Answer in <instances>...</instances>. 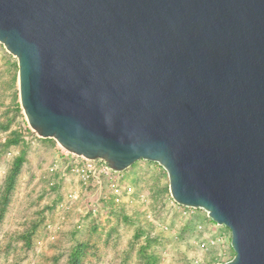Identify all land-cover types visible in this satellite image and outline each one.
<instances>
[{
	"label": "water",
	"instance_id": "water-1",
	"mask_svg": "<svg viewBox=\"0 0 264 264\" xmlns=\"http://www.w3.org/2000/svg\"><path fill=\"white\" fill-rule=\"evenodd\" d=\"M32 132L124 172L164 169L173 201L264 264V0H0Z\"/></svg>",
	"mask_w": 264,
	"mask_h": 264
},
{
	"label": "rangeland",
	"instance_id": "rangeland-1",
	"mask_svg": "<svg viewBox=\"0 0 264 264\" xmlns=\"http://www.w3.org/2000/svg\"><path fill=\"white\" fill-rule=\"evenodd\" d=\"M12 139L17 144L6 145ZM56 145L29 128L19 102L17 61L0 44V197L14 159L25 152L0 219V264H69L76 248L84 264H140L148 231L157 236L153 244L157 264H191L194 259H201L200 264H221L233 258L230 231L202 210L178 206L170 196L167 174L158 164L141 160L123 172L124 185L133 188L135 202H125L123 195L117 201L111 197L93 213L88 211L91 199L77 181L49 186L53 177L47 169ZM72 189H79L80 199L70 204L51 240L45 225L57 222L56 205ZM138 195H144L143 202ZM212 237L221 238L219 246L209 251L197 248V241Z\"/></svg>",
	"mask_w": 264,
	"mask_h": 264
},
{
	"label": "built area",
	"instance_id": "built-area-1",
	"mask_svg": "<svg viewBox=\"0 0 264 264\" xmlns=\"http://www.w3.org/2000/svg\"><path fill=\"white\" fill-rule=\"evenodd\" d=\"M47 175L53 177V180L49 182V186H54L55 182L57 184H68L74 180L77 181L83 193L91 199V202L88 204V207H90L88 210L89 212L91 211L94 213L97 207L108 202L111 197L117 201L120 196L123 195L126 197L125 202L130 204L136 201L133 188L124 185L123 172H115L103 161L88 160L68 153L58 144L56 145L53 163L47 169ZM143 198L144 195H138V199L142 202ZM79 199V189H72L65 195V201L56 205L55 217H58L57 222H47L45 225L49 239H55L56 233L60 230V223L67 216L66 213L70 209V204L78 202ZM180 207L185 210H195L192 208ZM88 211H86L85 214ZM183 214L185 215V212H183ZM198 229H201V227L199 226ZM221 242V238L212 237L206 240H199L196 244L199 250L209 251L219 246ZM201 261V259H194L191 264H200Z\"/></svg>",
	"mask_w": 264,
	"mask_h": 264
},
{
	"label": "trees",
	"instance_id": "trees-1",
	"mask_svg": "<svg viewBox=\"0 0 264 264\" xmlns=\"http://www.w3.org/2000/svg\"><path fill=\"white\" fill-rule=\"evenodd\" d=\"M17 139H12L8 141L6 145L17 144ZM25 162V152L23 151L18 157H16L11 165L9 174L6 178L4 189L0 197V219L2 218L6 206L9 201V195L13 191L14 182L17 175L20 172V169ZM153 227V225H150ZM144 232V231H143ZM146 243L141 250L142 259L140 264H157L158 263V252L153 248L154 242H156L157 236H151V233L148 231L146 233ZM152 248V249H151ZM69 264H84L81 261V252L80 248H76L71 254Z\"/></svg>",
	"mask_w": 264,
	"mask_h": 264
}]
</instances>
